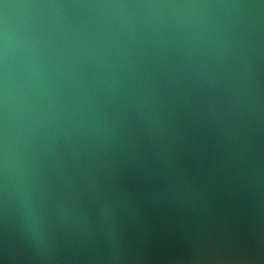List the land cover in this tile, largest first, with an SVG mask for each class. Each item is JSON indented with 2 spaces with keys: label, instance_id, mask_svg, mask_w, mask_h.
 I'll use <instances>...</instances> for the list:
<instances>
[{
  "label": "water",
  "instance_id": "water-1",
  "mask_svg": "<svg viewBox=\"0 0 264 264\" xmlns=\"http://www.w3.org/2000/svg\"><path fill=\"white\" fill-rule=\"evenodd\" d=\"M0 264H264V0H0Z\"/></svg>",
  "mask_w": 264,
  "mask_h": 264
}]
</instances>
